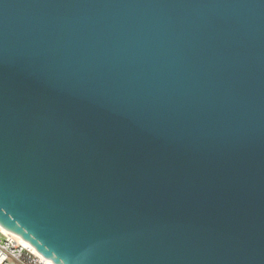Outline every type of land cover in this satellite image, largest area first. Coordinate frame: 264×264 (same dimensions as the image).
I'll return each mask as SVG.
<instances>
[{"label": "water", "instance_id": "water-1", "mask_svg": "<svg viewBox=\"0 0 264 264\" xmlns=\"http://www.w3.org/2000/svg\"><path fill=\"white\" fill-rule=\"evenodd\" d=\"M0 228L53 264H264V0H0Z\"/></svg>", "mask_w": 264, "mask_h": 264}, {"label": "built area", "instance_id": "built-area-1", "mask_svg": "<svg viewBox=\"0 0 264 264\" xmlns=\"http://www.w3.org/2000/svg\"><path fill=\"white\" fill-rule=\"evenodd\" d=\"M0 264H48L19 242L18 237L0 228Z\"/></svg>", "mask_w": 264, "mask_h": 264}, {"label": "bare ground", "instance_id": "bare-ground-1", "mask_svg": "<svg viewBox=\"0 0 264 264\" xmlns=\"http://www.w3.org/2000/svg\"><path fill=\"white\" fill-rule=\"evenodd\" d=\"M19 242H21L23 245H25L26 247L30 248L36 255H38V253L26 242L22 241L19 237H18ZM40 256V255H38ZM48 264H53L51 261L46 260Z\"/></svg>", "mask_w": 264, "mask_h": 264}]
</instances>
